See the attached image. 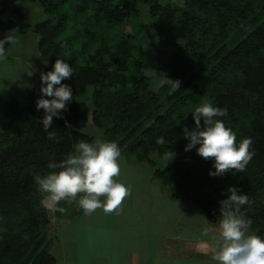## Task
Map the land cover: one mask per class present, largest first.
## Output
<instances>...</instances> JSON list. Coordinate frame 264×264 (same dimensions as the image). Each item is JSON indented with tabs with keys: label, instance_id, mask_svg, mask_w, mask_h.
Here are the masks:
<instances>
[{
	"label": "trees",
	"instance_id": "1",
	"mask_svg": "<svg viewBox=\"0 0 264 264\" xmlns=\"http://www.w3.org/2000/svg\"><path fill=\"white\" fill-rule=\"evenodd\" d=\"M27 1L43 7L48 17L29 23L17 0H0V39L11 29L23 35L33 27L39 57L48 71L56 59L69 63L75 73L62 83L72 87L73 96L85 95L89 101L70 102L62 118H53L49 131L56 139L52 140L43 130L45 113L37 110L35 92L24 104L0 95V264H57L51 253L54 239L47 232L51 217L35 177L53 171L49 162L66 159L79 141L94 142L85 132L90 121L122 153L150 165L163 187L169 182L174 198L197 204L215 227L221 219L217 196L226 192L228 197L230 186L239 188L249 198L242 212L252 221L250 229L264 238V0H184L183 5L130 0L122 6L113 5V0ZM134 2L148 6L152 29L160 37L184 40L170 55L173 70L167 78H181L191 59L206 60L209 101L227 109V115L218 119L236 133L237 144L249 137L253 141L250 150L255 155L244 172L210 175L215 172L214 158L198 155L199 145L185 151L189 141L184 128L195 127L189 108L195 97L190 90L177 99L167 97V85L160 92L150 89L142 40L152 29L142 25L135 34L111 35L129 18ZM63 6H71L80 22L74 36L60 39L69 20V13L58 14ZM78 38L88 40L92 48L84 45L80 58L67 55L66 49ZM161 137L163 145L157 143ZM156 152L158 157L152 155ZM165 153L174 157L164 162ZM66 204L62 201L57 207L67 209ZM55 214L61 217L64 212Z\"/></svg>",
	"mask_w": 264,
	"mask_h": 264
},
{
	"label": "clouds",
	"instance_id": "2",
	"mask_svg": "<svg viewBox=\"0 0 264 264\" xmlns=\"http://www.w3.org/2000/svg\"><path fill=\"white\" fill-rule=\"evenodd\" d=\"M18 33L19 29H11L0 39V60L7 59L8 50L5 45L20 43ZM73 73L74 68L62 59H56L53 70L41 72L42 96L36 106L38 111L44 110L41 122L48 139H56L55 132L49 131L53 118L61 117L62 111H66L67 105L73 100L72 87L62 83L71 79ZM165 85L169 87L170 93H176L180 90L181 82L163 76L159 86ZM192 115L195 127L192 130L184 128V137L189 141L185 151L199 145L198 155L205 160L214 158L215 172L210 171V175H223L231 170L244 172L255 155L250 150L253 141L249 137L237 144L236 133L218 119L227 115V109L215 107L205 99ZM157 143L163 145L165 141L161 137ZM120 157L121 151L116 142L105 141L100 136L93 143L79 141L74 145V154H69L59 163L49 162L47 167L53 171L43 177H35L38 189L44 195L41 202L48 208H55L63 213L66 209L57 207L60 202L71 203L83 193L78 204L85 214H92L97 209H102L105 213L118 211L130 194V189L115 179L121 174ZM173 157L171 153H165L163 158L170 161ZM56 169L59 171H55ZM227 193L230 195L220 201L219 235L211 236L218 249L212 259L218 264H264V238L247 234L252 224L242 212V207L250 203L247 194H241L240 189L234 186H230ZM101 197L105 199L102 201ZM201 234L207 237L210 230L204 228ZM200 247L206 248L207 243Z\"/></svg>",
	"mask_w": 264,
	"mask_h": 264
},
{
	"label": "crops",
	"instance_id": "3",
	"mask_svg": "<svg viewBox=\"0 0 264 264\" xmlns=\"http://www.w3.org/2000/svg\"><path fill=\"white\" fill-rule=\"evenodd\" d=\"M34 39L35 53L30 54L33 61L31 68L35 70L34 76L41 79V72L47 73L48 68L37 53V36ZM6 46L14 48L15 45ZM8 54L13 56L16 53ZM0 64L7 63L1 60ZM7 65L4 67L7 68ZM9 69L15 71L12 66ZM3 74L1 79L5 78ZM39 83H35L39 88L38 99L42 96ZM0 95L7 100L15 99L2 93ZM127 173L134 174V178L141 174L137 171ZM122 183L133 188L125 179ZM104 199L101 197L102 201ZM156 199L154 202L155 193L151 197L134 195L130 201L122 203L116 212L105 213L97 209L92 214H85L80 207L72 214L55 217V239L51 253L56 257L57 264H218L212 259L218 249L211 236L219 235V226H211L204 212L201 218L183 217L184 213H191L192 205H188L187 201L170 194L163 196L161 190ZM204 228L210 230L207 237L201 234ZM247 234L252 235L253 232L248 230ZM203 243H207L206 248L200 247Z\"/></svg>",
	"mask_w": 264,
	"mask_h": 264
},
{
	"label": "rangeland",
	"instance_id": "4",
	"mask_svg": "<svg viewBox=\"0 0 264 264\" xmlns=\"http://www.w3.org/2000/svg\"><path fill=\"white\" fill-rule=\"evenodd\" d=\"M127 1H130V0H113L112 4L122 6ZM160 1L163 4L169 3V2H174L179 5L184 4V0H160ZM17 3L23 9L24 13L26 14V19L29 22L36 23L48 17V15L44 12V8L33 1L17 0ZM133 7L134 8L131 11L130 16L126 20V22L124 24L117 25L116 27L112 29V32H111L112 36H114L115 34H118L119 32H128V33L135 34L137 29L143 30L142 25H146V27H148L150 30L152 29L153 20L150 16V13L148 12L149 10L148 6L142 5L138 2H134ZM138 10L140 11V14L136 12ZM59 13H69V16H68L69 20L67 21L66 27L61 33L60 39L65 38L70 35L74 36L75 33H77V27H78L77 22H80V19H77L74 16V11L72 10L71 6L61 7L58 14ZM33 29L34 28L32 27L31 30L27 32L30 35L20 36V43L15 44L14 48H12V46L5 45L7 50L9 49L8 52H11V54H15V53L16 54L13 56H10L8 54L7 59L3 60L8 65L0 64V76H2L3 73H4L3 77L5 76V78L3 79L0 78V81L5 80L3 83H0V93H2L6 97L15 98V100L21 104H24L27 101V97L29 96V93L31 91L35 92L38 95L39 88L37 87L35 83L39 81L40 83H42L40 78H36L34 76V73H35L34 68H31V64L33 65V61H32V58L30 57V54L35 53V39L34 38L36 36ZM141 32L143 33V35L145 34V32L143 31ZM150 33H151L150 35H148L142 40V46L144 49V68H145L146 74L152 77V84L150 85V89L155 92H160L162 88L159 86L160 80L163 78V76L167 77V75L173 70V68L171 67L170 55L173 52L177 51L178 48H180V44L183 43L184 40L178 38L170 42L160 37L154 29H152ZM83 42H84L83 38H78L77 40H75L72 46L66 49L67 55L69 56L76 55L78 56V58H80L82 55V49L84 45H89L88 48H92L90 46V43H88V40L85 43ZM188 62L187 63L190 68L184 72L181 78L175 79L181 82L180 90L176 93H170V90H169L168 93H166V96L167 97L174 96V98L177 99V98H180L181 95H185L187 93V90H190L192 95L195 98L193 101H191L189 108L194 111L195 108L199 106L205 99L207 100L210 99V95H209L210 94V84L205 80V73H204V70L205 68L208 67V65H207L206 60L203 58H198L195 60L191 59ZM4 65H7V68H5ZM11 66L14 68L15 71H13L12 69H9ZM195 67L196 69L195 71H193ZM186 79H191L190 83L186 84L185 83ZM14 82L15 84L12 85ZM78 100L89 101V98L85 95L84 96H73V100L71 102H75ZM85 132L91 136H94V141L97 136H100L103 140L108 141L103 136V130L96 127L92 123V121H90L88 128L85 129ZM1 135L2 133L0 130V148H2L1 147ZM154 154L157 157L159 156L157 152L153 153L152 155ZM133 158H136V155H131V157H128L127 155L121 152V157H120L121 174L115 179L118 182H122V180L125 179L126 181H129L131 187H133V188H129L130 194L125 198L123 203L125 201H130L134 195L143 196L145 194L151 197L153 193H155V200H154L155 202L157 200L156 198H157L158 191L160 190L163 196H168V194L174 196L175 192L171 190V188H169L171 187V184H167L169 182H163V184L164 183L166 184V185L164 184V187H163L160 181L153 179V175H152L153 169L150 165L144 162L135 163L132 161ZM163 161L165 162L168 160H163ZM163 161L161 160V162ZM130 171H137V172H140L141 174L139 175L138 178H134V174L129 175L130 173H127ZM79 198H80V194L78 195L76 201H73L71 203L67 202L66 205H69V206L64 213L72 214L76 212L80 208L78 204ZM226 198H227L226 192L222 194L220 192V194L217 196V203H218L217 208L221 207L220 201ZM43 199H44V195L42 194V200ZM176 203H179V201H176ZM186 203H188V205L191 204L193 208L190 207L191 213H188L187 215L184 213L183 217H186V216L188 218L204 217L205 214L203 213V210L197 204L190 202V201H187ZM43 206L46 209L49 216L51 217V224L49 225L47 232L49 231L50 237H53V239H55L53 235V229L55 228L54 218L58 217V214H55L57 213V211L54 208L52 209L48 208L45 204H43ZM250 230L251 229H249V231ZM253 234L255 233L253 232ZM82 241L83 240H81V243H83Z\"/></svg>",
	"mask_w": 264,
	"mask_h": 264
}]
</instances>
